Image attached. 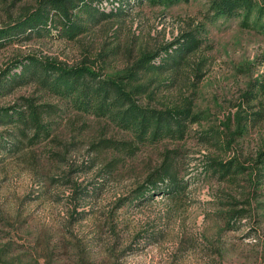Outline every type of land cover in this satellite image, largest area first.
<instances>
[{
    "label": "rangeland",
    "instance_id": "obj_1",
    "mask_svg": "<svg viewBox=\"0 0 264 264\" xmlns=\"http://www.w3.org/2000/svg\"><path fill=\"white\" fill-rule=\"evenodd\" d=\"M39 1L0 0V27ZM210 4L131 5L126 17L101 22L74 41L52 31L0 49V73L33 56L115 76L141 54L193 34L200 49L177 73L152 78V94L140 102L156 109L189 103L203 116L181 141L138 145L36 84L14 86L0 108L31 99L54 113L48 140L34 147L23 140L14 153L0 149V264H264V177L251 175L264 148V31L237 18L213 21ZM256 112L261 117L247 122L248 133L230 151L209 140L224 141L237 114ZM8 130L0 127V134ZM232 159L248 169L234 182L208 172L210 161ZM167 166L182 189L130 200ZM228 211L240 212L230 228L222 219Z\"/></svg>",
    "mask_w": 264,
    "mask_h": 264
},
{
    "label": "trees",
    "instance_id": "obj_2",
    "mask_svg": "<svg viewBox=\"0 0 264 264\" xmlns=\"http://www.w3.org/2000/svg\"><path fill=\"white\" fill-rule=\"evenodd\" d=\"M209 11L213 21L224 18L241 19L243 27L264 31V0H210ZM189 0H42L37 6L23 13L14 21L0 27V49L14 43H22L33 37L56 36L74 41L86 35L101 22L126 17L131 5L165 6L188 3ZM107 5L110 6L109 11ZM170 48L163 51L146 52L140 55L124 75L103 76L93 67L81 64L66 68L51 60L26 57L13 67L0 73V97L13 91L14 86L36 84L41 90L63 100L66 107L74 112L103 119L117 129L130 134L138 145L158 144L161 141H181L193 124L201 123L202 114L193 113L190 104L181 107L156 109L143 105L140 100L152 94L149 82L165 73H177L187 58L200 49V40L184 36ZM255 84L258 82H254ZM259 84V83H258ZM261 85V84H260ZM51 106H36L30 100H22L12 108H0V127L8 128L0 134L2 151L18 152L22 141L34 147L50 138L51 130L47 120L54 113ZM52 113V114H51ZM261 112L235 116L236 127L220 140L213 136L209 140L219 149L230 151L236 140L248 133L249 122L256 123ZM251 116L254 119L246 120ZM248 122V123H247ZM218 138V139H214ZM220 140V141H219ZM255 171L251 175L264 177V148L255 156ZM171 167L155 172L147 185L137 189L131 201L148 202L158 193L173 195L182 189L174 180ZM248 171L235 159L210 161L208 172L220 181L234 182ZM240 212L228 211L223 214L227 228L232 227L235 215Z\"/></svg>",
    "mask_w": 264,
    "mask_h": 264
}]
</instances>
